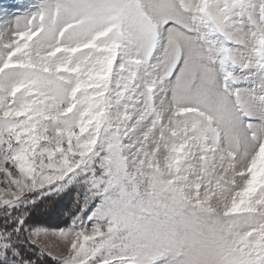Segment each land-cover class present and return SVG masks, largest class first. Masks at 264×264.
I'll list each match as a JSON object with an SVG mask.
<instances>
[{
	"label": "snow or ice",
	"instance_id": "1",
	"mask_svg": "<svg viewBox=\"0 0 264 264\" xmlns=\"http://www.w3.org/2000/svg\"><path fill=\"white\" fill-rule=\"evenodd\" d=\"M0 264H264V0L0 4Z\"/></svg>",
	"mask_w": 264,
	"mask_h": 264
},
{
	"label": "rangeland",
	"instance_id": "2",
	"mask_svg": "<svg viewBox=\"0 0 264 264\" xmlns=\"http://www.w3.org/2000/svg\"><path fill=\"white\" fill-rule=\"evenodd\" d=\"M32 0H0V4L9 3H22L29 4ZM12 11H19L18 9H12ZM72 193L65 194L61 199L55 202V206L48 211H43L44 206L41 205L42 214L41 219L48 223L65 222L66 218L61 215V213L66 210L72 202ZM48 220V221H47Z\"/></svg>",
	"mask_w": 264,
	"mask_h": 264
},
{
	"label": "trees",
	"instance_id": "3",
	"mask_svg": "<svg viewBox=\"0 0 264 264\" xmlns=\"http://www.w3.org/2000/svg\"><path fill=\"white\" fill-rule=\"evenodd\" d=\"M48 221V220H47Z\"/></svg>",
	"mask_w": 264,
	"mask_h": 264
}]
</instances>
